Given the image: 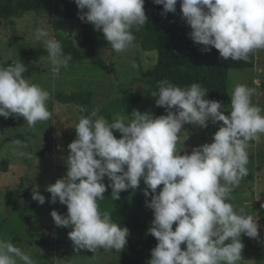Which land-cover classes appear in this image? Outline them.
Returning a JSON list of instances; mask_svg holds the SVG:
<instances>
[{
  "label": "clouds",
  "instance_id": "1",
  "mask_svg": "<svg viewBox=\"0 0 264 264\" xmlns=\"http://www.w3.org/2000/svg\"><path fill=\"white\" fill-rule=\"evenodd\" d=\"M144 2L75 0L79 19L101 31L118 53L135 41L132 29L139 31L148 21ZM153 3L163 6L162 15L176 11L177 0ZM180 9L191 28L188 35L204 51L214 47L223 60L238 61L264 49V0H180ZM34 38L44 40L48 60L57 71L67 68L71 54L64 53L47 26L36 28ZM26 70L19 60L0 65V117L18 114L35 126L51 117L50 94L31 82ZM207 92L198 83L181 87L163 80L154 96L166 114L133 110L131 119L121 114L111 122L103 117L78 119L76 138L68 144L66 174L46 188L51 202L58 199L67 206L66 216L55 210L51 216L57 226L71 225L68 236L76 249L95 253L125 248L129 229L114 222L110 212H101L98 200L110 187L112 199L118 201L122 191L135 190L143 179V194L151 196L145 206L153 215L148 232L157 241L147 264H238L244 247L241 234L256 238L258 224L244 209L233 207L230 193L248 175L247 148L264 133V109L252 103L253 90L244 84L234 86L227 115L220 101L205 98ZM209 120L222 122L212 141L182 153L184 145L178 148L177 143L183 126L206 128ZM113 129L121 134L119 138ZM13 143L27 147L19 140ZM38 187L33 185L32 198L43 204L45 197ZM18 259L34 264L10 240L0 239V264H18Z\"/></svg>",
  "mask_w": 264,
  "mask_h": 264
},
{
  "label": "rangeland",
  "instance_id": "2",
  "mask_svg": "<svg viewBox=\"0 0 264 264\" xmlns=\"http://www.w3.org/2000/svg\"><path fill=\"white\" fill-rule=\"evenodd\" d=\"M57 3L60 0H52ZM47 26L49 34L56 39L57 35L72 39L75 44L81 43V29L70 19L57 20L53 13H37L35 11H20L8 19L0 20V56L4 61L14 64L18 60L24 65L23 52L35 48H45L44 40L34 38L36 28ZM100 54L103 58L113 62L116 72L94 69L88 62H71L67 68L55 69L48 54L37 62L27 65L25 76L31 82L38 84L48 91L53 100V115L49 121L37 122L29 126L22 116L16 117V126L12 128L6 123V118L0 117V163L8 160L5 171L0 169V239L10 240L15 246L28 254L34 264H118L120 252L115 249H98L92 253L86 249H76L68 236L71 225H55L51 212L53 202L51 194L46 190L49 184L66 174V158L69 154L68 144L76 138L75 125L80 118L77 107H70L57 102L55 93L64 91L91 92L93 107L90 115L93 119L103 117L113 121L120 111L108 109L110 102L114 103L120 88L138 89L142 87L140 71L151 68L157 53L154 50L143 51L139 45L132 44L123 52L114 51L97 32ZM229 93L236 84L247 85L253 90L251 101L254 105L264 109V49L255 53L254 66L251 69L229 70ZM154 92L144 90L142 100L134 110L149 111L155 114L157 105ZM101 108L113 111L108 118L101 112ZM111 108V107H110ZM133 112V111H132ZM95 113V116L92 114ZM264 114V113H262ZM39 124L42 125L39 128ZM222 122H208L206 128L185 124L179 133L178 148L191 152L192 148L212 141L213 133ZM27 131L34 132L33 137ZM22 132L29 139L23 143L27 147L20 148L13 142L5 141L7 136ZM113 134L119 138L120 133L113 129ZM185 138H187L185 140ZM47 142L51 149L40 152ZM23 151L29 155L19 156ZM248 159L251 177L245 176L238 186L230 193V203L236 209H244L246 214L257 220L258 236L249 238L241 234V242L245 250L241 251L238 264H264V133L259 139L249 142ZM223 183V181H222ZM22 184V188L29 191L28 197L21 203L26 210L34 202L41 208L42 213H36L24 222L19 215L9 211L6 203V192ZM33 185H38V191L45 197L40 204L32 198ZM144 185L141 179L139 187ZM8 210V211H7ZM175 229V223L173 224ZM42 237H48L47 247L41 245ZM229 241H226V243ZM184 245V244H182ZM65 251H62L61 249ZM18 264H23L19 261Z\"/></svg>",
  "mask_w": 264,
  "mask_h": 264
},
{
  "label": "trees",
  "instance_id": "3",
  "mask_svg": "<svg viewBox=\"0 0 264 264\" xmlns=\"http://www.w3.org/2000/svg\"><path fill=\"white\" fill-rule=\"evenodd\" d=\"M144 9L148 21L139 31L135 28L132 29L135 36L133 44L139 45L143 51H156V62L151 68L140 71L141 88H120L116 101L114 103L110 102L107 106L108 109L120 111L122 115L131 119L132 111L142 100L143 91H151L157 95L159 83L167 80L181 87L190 86L192 83L200 84L203 89L208 91L205 98L220 101L227 115V112L231 110L228 71L253 68L256 50L249 54L247 60L238 61L223 60L219 57L218 50L211 46H209L211 47L210 51H204V46L193 42L188 35L191 28L182 17L180 0H177L174 13L168 12L162 15L163 6L154 4L153 0H145ZM20 11L53 13L57 20H72L81 29V43L75 44L72 39L61 35L56 36V40L62 44L64 53L71 54L72 59L70 61H86L94 69L116 72L113 62L101 56L99 41L94 32L99 33L107 44L108 42L104 39L101 31L94 30L91 23L82 22L79 19L78 12L80 10L77 8L75 0H60L57 3L52 0H0V20L8 19ZM108 45L111 46L110 44ZM44 55H47L45 48H35L24 51L22 56L27 67L29 63L39 61ZM0 65L7 66L9 63L0 56ZM54 98L57 102L67 107H77L80 117L91 116L90 112L93 107L91 92L61 90L55 93ZM53 105V100L49 98L47 108L51 113V117L53 115ZM82 107L85 109L83 112L80 111ZM108 109L101 108V112L108 118H113V111ZM163 114H166L165 109L157 106L154 115ZM17 116L19 115L10 116L6 119V123L14 128ZM41 127L42 125L39 124V128ZM27 133L32 137L34 136V132L27 131ZM16 140L23 143L29 142V139L22 132H17L5 138V141L9 142ZM50 149L51 143L47 142L39 156L42 157L45 151ZM7 162L8 160H3L0 163L1 170L5 171ZM247 168V177L249 178L252 173L249 163ZM104 183L106 186L108 185L107 177L104 178ZM22 187L23 185L19 184L17 187L7 190V209L19 215L24 222H28L34 215L32 210H35L36 213H42V210L34 202L29 204V210L22 206L21 203L29 194V190ZM145 187L146 185L144 184L135 190L127 189L122 191L118 201L112 199L111 188L108 187L104 193V199L98 200L101 212H110L114 222L129 229L127 244L120 252L118 264H147L151 256L150 250L157 243L156 239L148 232L153 215L152 210L145 206V200L151 198V196H144L143 189ZM161 187L162 185L158 186L157 192H159ZM148 191L151 193L150 189ZM51 207L62 216L67 215V206L60 203L58 199L53 202ZM49 241L48 237H42L41 245L47 247ZM181 247L183 249L186 245H181ZM61 250L65 251L63 248Z\"/></svg>",
  "mask_w": 264,
  "mask_h": 264
}]
</instances>
